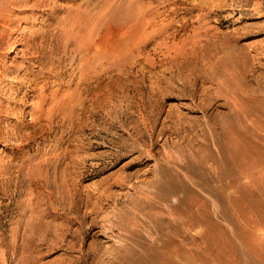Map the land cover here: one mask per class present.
<instances>
[{"label":"rangeland","instance_id":"1","mask_svg":"<svg viewBox=\"0 0 264 264\" xmlns=\"http://www.w3.org/2000/svg\"><path fill=\"white\" fill-rule=\"evenodd\" d=\"M0 264H264V0H0Z\"/></svg>","mask_w":264,"mask_h":264},{"label":"bare ground","instance_id":"2","mask_svg":"<svg viewBox=\"0 0 264 264\" xmlns=\"http://www.w3.org/2000/svg\"><path fill=\"white\" fill-rule=\"evenodd\" d=\"M260 7V6H259ZM259 11V14L258 15H262V13H260L261 10H258Z\"/></svg>","mask_w":264,"mask_h":264}]
</instances>
